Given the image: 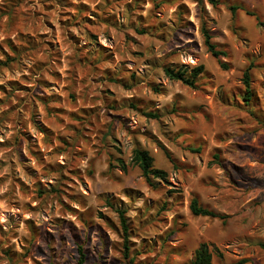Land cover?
I'll return each mask as SVG.
<instances>
[{
	"label": "rangeland",
	"instance_id": "1",
	"mask_svg": "<svg viewBox=\"0 0 264 264\" xmlns=\"http://www.w3.org/2000/svg\"><path fill=\"white\" fill-rule=\"evenodd\" d=\"M219 1L0 0V264H188L202 242L264 264V0ZM199 65L197 89L164 73Z\"/></svg>",
	"mask_w": 264,
	"mask_h": 264
},
{
	"label": "trees",
	"instance_id": "2",
	"mask_svg": "<svg viewBox=\"0 0 264 264\" xmlns=\"http://www.w3.org/2000/svg\"><path fill=\"white\" fill-rule=\"evenodd\" d=\"M204 0H200L201 4H203ZM210 5L213 7H217L220 3L219 0H206ZM237 10V7H231V11L234 13ZM247 15L255 17L257 21H259V16L255 13H251L246 10ZM201 34L204 39V44L210 53V55L215 58L221 69L228 70L227 63L223 62L222 59L227 57V53L225 51L219 50L218 46L213 42V36L208 28L206 22H203L201 25ZM2 63H0L1 65ZM252 69L253 65L250 64L247 66L243 73V85H244V94L241 96L243 102L246 105H249L252 97H253V91H252ZM164 73L165 75L172 81L180 82L185 86H188L192 89H197L199 86V80L200 77L203 76L206 71L204 65H199L197 67L192 68L191 70H188L187 67L178 68L176 66H166L164 67ZM147 116L157 118L158 116L155 114L148 113ZM166 155L169 159H171L169 153L165 151ZM132 163L136 165L142 174V177L145 179L146 183L152 187H157V181L161 182H167V172L158 169L154 166V158L150 154L149 151L136 148L133 151L132 156ZM117 165L120 166L124 171H126L127 166L122 160H117ZM190 212L192 215L196 217H208V218H214L219 220H227L229 218L228 215L217 213L208 207L202 206L199 202V199L197 197L192 198L190 205H189ZM120 219V225L122 229V233L124 236V243H125V251H127L129 248L127 246L128 242V232L129 227L127 225V220L125 217L124 211H117ZM79 251L82 253V248L79 247ZM213 251L211 249L210 244L206 242H202L199 247L195 250L193 258L190 260L188 264H212L213 260ZM82 257L83 254H82ZM246 260H242L239 262V264H245Z\"/></svg>",
	"mask_w": 264,
	"mask_h": 264
}]
</instances>
